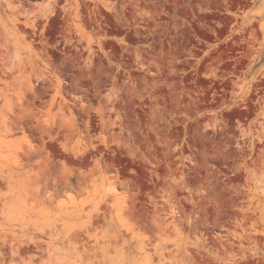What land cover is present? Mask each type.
Returning <instances> with one entry per match:
<instances>
[{"label":"rangeland","instance_id":"obj_1","mask_svg":"<svg viewBox=\"0 0 264 264\" xmlns=\"http://www.w3.org/2000/svg\"><path fill=\"white\" fill-rule=\"evenodd\" d=\"M0 264H264V0H0Z\"/></svg>","mask_w":264,"mask_h":264}]
</instances>
